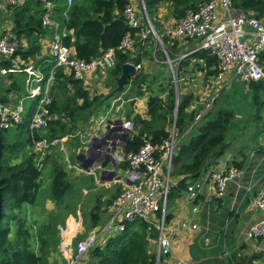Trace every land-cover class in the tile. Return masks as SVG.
<instances>
[{
    "label": "trees",
    "instance_id": "16d2710c",
    "mask_svg": "<svg viewBox=\"0 0 264 264\" xmlns=\"http://www.w3.org/2000/svg\"><path fill=\"white\" fill-rule=\"evenodd\" d=\"M49 1L54 4L53 19L68 32H73L72 35L63 37L64 44L74 48L77 57L81 60L90 62L110 49H117L127 35L136 38L135 58L130 52L116 53V66L110 71L114 80L121 75L123 65L132 63L137 66L144 58L148 57L149 52L152 54L156 51L155 54L159 55L161 61H166L160 45H157L156 50L153 47L147 49L148 40L154 39L153 35L150 34L147 40L142 42L141 38L137 36L140 29H132L125 21L124 11L130 0H75L71 6H68L65 0ZM211 1L144 0V4L148 16L156 28L159 27L157 15L163 4H170L172 17L180 21L189 13L199 11ZM230 2L236 10L244 11L257 19L264 20V0H230ZM9 9L12 12L13 32L19 40L25 39L28 46L21 45L12 59L0 60V80L4 77L1 74L2 70H14L12 62L14 59L20 57L29 61L40 56L42 47L39 40L47 36L49 32L42 26L45 7L40 1L30 0L22 7H9ZM145 26L146 24L144 28ZM161 38L170 60L177 68L178 80L184 76L182 75L183 72H186L184 69L189 65L191 59H204L207 67H218L217 59L203 50L178 59L179 46L177 42L172 43L166 36H161ZM261 59L264 61V52L261 54ZM43 61H40L39 68L43 65ZM52 67L51 60L50 64L47 62V65L41 66V69L46 76H49ZM14 73L16 72H8L6 75L9 86L0 83V101L6 104L10 102L11 95L16 94L18 97L22 95V85L15 80ZM218 73L219 70L216 69L210 76ZM146 81V76L137 77L125 100L142 97V84ZM155 82L156 79L152 80L151 84ZM114 85L113 90L116 88ZM249 86L252 94L251 108L255 109L252 119L255 122H260L262 120L260 113L264 109V81L254 82ZM52 93L54 101L51 111L59 114L65 113L70 118V123L63 124L55 121L45 132L39 131L32 135L29 125L38 104V101H33L31 109L26 113L23 125L14 129L15 140L12 143L7 142L8 131L0 130L3 143L6 146L0 160V179L2 180L0 188V264H60L51 263L47 253L52 234L55 237L57 233L59 237V225L54 227L49 224L39 227L38 239L41 242V248L39 252H36L32 245L33 236L27 222L18 219L17 212L25 205L36 204L43 186V166L48 161H52L50 191L58 206L64 204L65 198L73 190V185L69 180L66 167L58 157L47 156L42 167H38L33 152H29L27 157H23V154L33 148L34 138L37 141L42 139L53 141L68 135H77L80 131L83 132L84 128L90 126L91 120L105 107L108 100L113 97L110 93L91 96L84 90L81 81L74 79L73 76H67L62 69L56 70ZM166 94V97L155 95L149 99V121L142 120L140 117L135 118L138 133L128 140L126 150L128 153L138 152L145 141L158 147L170 139L174 128L180 138L190 133L186 140L179 141L175 153L171 177L183 176L184 178L177 185H172L169 207V203L174 198H179L181 193L186 190L189 180H198L217 166L229 147L226 141L235 113L225 106L220 107L219 110L210 109L199 123L194 124L198 112L190 109L194 97L179 94L177 106L175 88L170 87ZM176 110L177 117L175 118ZM130 116L129 111L127 118ZM100 208L99 206L95 208L91 215L94 227L99 224L97 211ZM168 220L167 215L166 222ZM12 222H17L18 225L14 238L10 236ZM159 236L160 233L155 226L144 221L128 224L126 231L110 239L105 248L97 247L92 250L88 264H157V252L152 246V241H157ZM58 244H60V237L57 242L55 241V247ZM61 264H65V261H62Z\"/></svg>",
    "mask_w": 264,
    "mask_h": 264
},
{
    "label": "built area",
    "instance_id": "2783aa9c",
    "mask_svg": "<svg viewBox=\"0 0 264 264\" xmlns=\"http://www.w3.org/2000/svg\"><path fill=\"white\" fill-rule=\"evenodd\" d=\"M30 0H0V8L22 7ZM44 4L42 15L44 29L53 31L50 39V55L53 67L49 76H43V72L34 71L28 67L27 91L28 99H38L36 110L30 120L31 134L45 132L52 122L61 121L65 124L70 118L65 113H54L51 105L54 101L52 87L55 81V73L63 69L74 79L85 82L88 74L109 72L116 66V53L129 52L134 49L136 40L127 35L117 49H110L100 57L86 62L77 57L74 48L64 44L61 33V25L53 19L54 4L49 0H37ZM68 6L75 0H65ZM124 19L132 29H140L138 33L141 41H145L151 34L161 42L160 35L155 31L145 5L136 7L130 2L125 11ZM146 24L145 28L144 25ZM165 35L174 39L199 41L198 50L209 52L210 56L217 59L221 74L233 73L234 79L242 81L245 85L264 81V65L260 55L264 52V20L240 10H236L230 0H212L197 12L189 13L176 24L168 27ZM22 40L8 28L0 35V60L12 59L17 53ZM185 57V56H184ZM183 57V58H184ZM136 71L142 69V65L135 66ZM218 95L208 102L202 111L196 114L194 124L202 119L203 115L212 107ZM27 109L23 101L14 105L0 101V130L9 131L23 125ZM133 122L124 124L126 130L131 131ZM170 139L160 146H154L149 141L138 152L126 154V162L129 169L139 174V179L131 186H127L123 192L115 198L110 210L106 213L103 224L85 231L83 218L78 211L69 217L64 224L58 226L60 244L58 254L65 264H83L97 247L105 248L107 242L113 237L124 233L127 225L136 221H144L160 233L158 241L157 264L161 257L171 253L169 238L166 236L165 223L169 196L172 188L170 172L173 169V161L178 146L175 129ZM32 152L38 167H42L48 151L62 143L64 138L49 141L33 139ZM68 170H74L78 174L88 176L95 175L92 170H86L82 165H73L67 159ZM166 167V170H165ZM241 177V171L236 167L214 169L207 179L215 186L216 196L222 198L226 186ZM255 206L261 214V220L254 223L246 232L247 240H259L264 243V188L255 198ZM192 229H197L193 226ZM180 264H190L181 261ZM258 264V263H254Z\"/></svg>",
    "mask_w": 264,
    "mask_h": 264
},
{
    "label": "crops",
    "instance_id": "0c3cea01",
    "mask_svg": "<svg viewBox=\"0 0 264 264\" xmlns=\"http://www.w3.org/2000/svg\"><path fill=\"white\" fill-rule=\"evenodd\" d=\"M130 2H132L136 7L137 6L142 7V3L144 4V0H130ZM0 12H1L0 35H1L8 28L13 29V22H12V12L10 11L9 7L7 8L4 6L3 8L0 9ZM163 16L168 17L167 19H170V21L168 20V22L164 23ZM157 18H158L157 22L159 23V27L161 31H162V24L164 25V27L166 25L167 26L169 25L168 27H170L178 22L172 17L170 4L168 3L163 4L161 6ZM7 19L8 22H6ZM168 27H166V29ZM47 31H49L48 35L39 40V43L42 47L41 55L38 56L36 59H30L32 60L30 61V63L37 65V63L35 62L40 63V61L42 60H44L43 61L44 66L47 65V62L48 64L51 63L49 41L52 38L53 31H51L50 29H48ZM165 31L162 32L161 36H166ZM156 32L159 34L158 31ZM61 33L64 36H66V35H72L73 32H68L65 28L61 27ZM137 36L139 35L137 34ZM168 38L169 40H171L172 43L177 42L179 46L178 54L187 53L185 52L186 50H188L186 48L187 46L190 47V49H192L190 55L198 51H201L198 50L200 45H196V42L199 43V41L195 42L193 40H180L171 37ZM22 41H23L22 45L27 47L28 46L27 41H24L23 39ZM158 43L160 45V48H162L165 51V45L163 41L158 42L155 39V37L154 39L148 40L147 49L153 47L154 44L153 48L156 50ZM129 52L133 55V58L136 57L135 47ZM155 52L156 51H154L152 54H150L149 52L147 58L151 59V56L156 55ZM188 55L189 54H184L185 57H187ZM183 57L180 59H183ZM166 58L168 60V63L170 64L171 63L170 58L169 57ZM260 60L262 65H264V61H262L261 55H260ZM12 62L14 63L13 69H15L16 61L13 60ZM139 64L142 65L143 61ZM191 64H193V67H191ZM41 66L40 68L39 66L37 68L40 71H42ZM185 68L186 69L184 70L186 72L185 73L183 72L182 75L184 76L181 77L180 79L181 81L185 79L187 74H191L192 78H196L197 75L196 79H198L199 76V79H202L203 83H206V87L208 89L204 93H198V94L197 92H192V91L189 93H184L182 90L181 93H177L178 100H179V94L189 95V96L192 95L194 97V101L190 109L198 111L196 114L202 111L205 105L208 102H210L214 97H216V95H218L217 99L212 105L213 107L214 104L218 102L220 95L225 92L224 90L228 86L229 88L226 91L229 90L231 92L239 90L241 86L243 87V92H245V98H247L248 102H246L245 105H242L241 110H236V108L232 104L225 105V107L234 111L235 118L232 122V125L230 127V132L228 134L229 143H227L226 141L229 147L226 153L224 154V156L219 160L217 166L214 167V169H223L224 167L225 168L239 167L238 169L241 171V177L237 180L230 182L226 186L222 198H218L216 196L215 186L213 185L212 181H210V179L206 180L207 176L210 173H212L214 169L212 171L209 170L207 173L202 175V177L199 178L198 180L195 181L189 180L187 182V188L185 191L181 193V196L179 198H174L169 203V207L167 211L169 220L165 223V230H166L165 234L169 238L171 253L162 256L161 264H180L181 261H188L190 264H254V263L264 264V243H261L259 240H247V238L245 237V234L248 231V229L254 223L260 221L262 218L260 212L257 210L255 206V198L257 193L264 188V138L259 139L257 143L259 144V146L258 148H256L257 150L254 149L255 146L236 147L237 139L244 135L242 130L245 127L246 113L248 114L249 112H251L252 114V108H251L252 94L249 89L250 86L245 85L242 81L238 79H234L232 72H229L227 74H221L219 71L217 75L210 76V74L213 71H215L216 69L219 70V68L207 67L206 61L204 59H198V58L191 59L189 65ZM141 71L142 69L139 72L136 71L135 69V72L131 75L130 83L126 85L124 88L125 91L127 90L126 92L130 91V88L134 80L137 77L142 76L140 75ZM8 72H17V71L2 70L1 74L6 76ZM26 73L27 76L26 77L24 76L22 80L20 77L16 75L17 73H14L15 80L22 85L21 87L22 94L24 92H27L26 94H24L26 95V97L21 96L22 97L21 98L18 97L16 94L11 95L9 98L10 102L7 104L14 105L20 101L24 102L25 98L28 99L29 93L27 91L26 85L28 82L29 74L27 71ZM64 73L67 76H71L69 73L65 71ZM110 74H111L110 71L105 73H97L93 75L88 74L87 80L85 82L82 81L84 90L89 92L91 96L97 95L91 93L90 87H92L93 85L94 87L96 85L101 86V84H103V86L106 88L107 86L106 79L108 77H109L108 80L111 79V83H113V85L115 83L114 86L116 87L117 85L116 80L120 76L114 80L112 74L111 75ZM43 76L47 77L45 73L43 74ZM145 76L147 77V80L150 79L149 75H145ZM1 79H3V77ZM6 80L7 78H4L3 80H0V83L8 85L9 82ZM110 84L108 85V87H111ZM142 85H143L142 97L132 98V100H128V101L124 100L121 105H117L115 104V102L112 103L111 101L113 98H110L106 103L105 107L99 113L101 114V116L99 114L97 115L100 116L98 118L100 121L98 122V120L96 121L94 118L90 122L89 127H91V129L88 127L89 128L88 133L85 132L88 128H86V130L84 129L85 131L83 130L84 132L83 135L81 132L78 133L82 138H86V139L84 141H81L79 139L80 136L78 137L77 135L78 137L77 148L78 147L79 148L77 150L78 155L76 156H78V159H81L82 161L81 165L84 164L85 160H89L94 164L98 161H101L98 168H96L95 170L88 169L94 171L95 175H91V176L85 174H80V175H84L93 179L94 186L96 188L94 190L100 188L106 190V191L102 190L104 196L101 199H99L98 197L99 195H97V202L99 207H101L100 205H102L101 202L103 201L104 204L108 205L106 212L110 210V207L113 201L115 200V198H117L127 186H131L133 183H136L137 180L140 178L138 173H135L129 169L125 159H126V154L128 153L126 150L127 142L128 140L132 139L134 135L138 133V125L135 123V118L140 117L142 120H146V121L150 120L148 101L152 96L156 95L153 94L151 89H146L145 87L146 82L143 83ZM114 90L110 92V95L115 96ZM124 90L122 93H124ZM241 95L243 96V94ZM52 96L54 99L53 93ZM14 97L18 99L16 102H13ZM37 100L38 99L30 100L31 104L28 105L27 107L25 106L27 112L29 109H31L33 101H37ZM124 105H125V112L122 111V107H124ZM212 107L210 109H213ZM245 109H247L248 112L245 113L244 111ZM129 111L131 116L130 118H127V114ZM105 112L106 114H104ZM253 112H255V109H253ZM260 117L262 118V120L260 122H256L257 125L259 126H261V124L264 122V109L261 110ZM117 121L123 122L122 128H124V124L127 122H133L134 127L131 129V131L128 130L127 132H121L119 130V125L115 124ZM95 124L96 126H94ZM237 125H240V127H237ZM108 126H110L111 139L103 142V138L107 133ZM234 128L235 129L238 128V134L236 138L231 136V133L233 132ZM126 134L128 135L127 138L124 136ZM189 134H185L181 138L179 137V141L186 140L189 137ZM75 136L76 135H68L63 137L64 138V141L62 142L63 145L68 141H70V139L75 138ZM93 141L95 142L97 141L95 144V148L97 147V149L95 151V155L89 156L91 149H93V147H91ZM230 149L231 151L228 152ZM51 150L52 149L48 151L46 157L52 154ZM100 154H102V156H100ZM104 164L105 166L103 167ZM171 173L172 171L170 172V181L172 184L177 185V183L184 178L183 176L171 177ZM82 191L84 192V196L88 195L87 190L82 188ZM193 226H197V229H192ZM239 234H240V238L238 236ZM158 241L159 239L157 241H152V246L155 248V251L158 250V244H157Z\"/></svg>",
    "mask_w": 264,
    "mask_h": 264
},
{
    "label": "rangeland",
    "instance_id": "374dc122",
    "mask_svg": "<svg viewBox=\"0 0 264 264\" xmlns=\"http://www.w3.org/2000/svg\"><path fill=\"white\" fill-rule=\"evenodd\" d=\"M164 17V23L168 22V20L170 21V19H167L168 17L163 16ZM6 22H8V19L6 20ZM5 22V23H6ZM161 22V20H160ZM169 26V25H168ZM167 25L164 27V25L162 24V31L160 29V27H156L153 26L156 31L159 32V34H162V32H164L166 30V27H168ZM161 36V35H160ZM22 40V39H21ZM24 41H26L25 39H23ZM196 42V41H195ZM187 43V42H184ZM159 45V43H158ZM196 45H200L198 42H196ZM154 47V44H153ZM188 50H186L185 52L187 53H181L178 54V59L182 58L184 56V54H191V50L190 47H186ZM161 52L164 53L165 58L169 57L166 48L165 51L161 48ZM16 61V67H15V71H17L16 75L18 77L21 78V80L24 78V76H27L26 73V68L28 67H32L34 71H38V62L36 64L30 63V61H25L23 59H21L20 57H18V59H14ZM29 62V63H27ZM165 63V64H164ZM24 64V65H22ZM26 65V66H25ZM191 67H193V64H191ZM42 70V69H41ZM190 71V70H188ZM178 71L177 68L175 67V64L171 61V63H168V60L166 58V61H161V58L159 57V55H155V56H151L150 58H145L143 60V64H142V71L140 73V75H142L141 77L145 76V75H149V80L146 81V89H151V91L153 92V94L155 95H163V96H167L166 91L170 90V87L175 88L177 93H181V90L184 93H189V92H197L198 93H204L205 91H207V87H206V83H203L202 79H198L197 75L196 78H192L191 74H187L185 79L183 81L178 80ZM111 75V74H110ZM199 75V73H198ZM6 78V76L3 77V79ZM1 79V80H3ZM109 77L106 79V88L103 86V84H101V86L96 85L94 87V85L91 88V93L97 94V95H108L113 88V83H111V79L108 80ZM156 79V83L151 85V81ZM105 82V81H104ZM111 83V84H110ZM111 85V87H108V85ZM94 87V88H93ZM103 87V88H101ZM229 88V86L224 90L225 92L222 93L220 95V98L218 99V102H216L214 104V106L212 107L215 110H219L220 107H223L225 105H230L232 104L236 110H241L242 105H245L246 102H248L247 98H245V92H243V87L241 86L239 88V90H236L234 92L231 91H226ZM246 90V89H245ZM244 90V91H245ZM125 91V90H124ZM210 92V90H209ZM239 92V93H238ZM27 92H24L21 96L22 97H26ZM93 94V95H94ZM128 92L126 93H119L115 96H113L112 98V103L115 102V104L117 105H121L123 103V101L126 99ZM212 94V93H211ZM210 94V95H211ZM243 94V96L241 95ZM232 95V96H231ZM237 96V97H236ZM21 97V98H22ZM19 98V99H21ZM13 100V98H12ZM18 99L16 97H14L13 102H16ZM201 103V102H200ZM24 104L27 107L28 105L31 104V101L28 100L27 98L24 99ZM122 111L125 112V105L124 107H122ZM245 113L248 112L247 109L244 110ZM107 112V111H106ZM106 112L104 114H106ZM254 114L253 110H252V114L251 112H249L248 114L246 113L245 116V127L242 130L244 135L240 138L237 139L236 141V147L237 146H242V147H253L255 146L254 149L258 148L259 144L258 141L260 138H264V130L262 129V124L259 127L257 125V123L251 118V116ZM101 116V114H99ZM100 116H96L95 120L98 122L100 121L98 118ZM96 126V124L94 125ZM237 127H240V125H237ZM91 129V127H89ZM89 128L86 130V128H84L85 132H89ZM174 131V130H173ZM81 132V131H80ZM15 131L14 129L11 130L10 132H7V142L8 143H12L15 139ZM82 135L84 132H81ZM238 134V128L233 130V132L231 133V136H233L234 138H236ZM78 137L80 136V134H77ZM77 135L75 136V138L70 139V141H68L67 143H65L63 145V143H59L58 145L54 146L51 150L52 154H50L49 156H53V157H58L59 161L64 165V167H66V170L69 174V180L71 181L72 185H73V190L67 195V197L65 198V202L63 205L58 206L56 204V202L53 200V197L51 195V191H50V186H51V179H52V165L51 162L52 161H48L46 163V165L43 166V188L40 191L38 200L36 202L35 205H25L20 211L17 212V216L18 219H21L23 221L27 222V226L30 229L32 236H33V240H32V245L33 248L36 252L40 251L41 248V242L38 239L39 236V227L42 226H46L49 224L54 225V227H57L58 225L62 224V222H64V220H66L67 218H69L71 215H75L78 213V211H80V213L82 214V218L84 221L83 224V228L85 231H88L89 229H91L93 226V222L91 221V215L92 212L95 208H97L98 202H97V195H99V199H101L104 194L102 192V190H104L103 188L96 189L94 186V181L93 179H91L90 177L84 176V175H80L78 173H76L74 170H68V163H67V159L70 160V162L73 165H81V162L78 160V153H77V145H78V137ZM77 139V140H76ZM79 139L81 141H84L86 138H82L81 136L79 137ZM177 140L179 141V137H177ZM229 140V136L227 139V143ZM235 147V146H234ZM257 150V149H256ZM83 151V150H82ZM231 149L228 151L230 152ZM29 152H32V149L27 150L24 153V156H28ZM228 154V153H227ZM166 170V167H165ZM82 188L88 191V195L84 196V192L82 191ZM106 191V190H104ZM105 193V192H104ZM103 194V195H102ZM86 195V194H85ZM102 205L100 210L97 211V213H99V224H97V226L103 224V221L105 219V213H107V208L108 205L104 204V201L101 202ZM95 212V211H94ZM102 217V219H101ZM90 219V220H89ZM17 222H12L10 224V236L11 238H14L17 232ZM241 234V233H240ZM240 234L238 235L240 238ZM52 240L51 243L48 244L47 247V253H48V260L51 263H62V259L60 257V255L58 254V247L59 244L55 247V241L57 242L59 237L58 234L56 233V236L54 237V235L52 234L51 236ZM90 255V254H89ZM90 256L88 257V259L83 263V264H88L90 261Z\"/></svg>",
    "mask_w": 264,
    "mask_h": 264
},
{
    "label": "water",
    "instance_id": "95a60500",
    "mask_svg": "<svg viewBox=\"0 0 264 264\" xmlns=\"http://www.w3.org/2000/svg\"><path fill=\"white\" fill-rule=\"evenodd\" d=\"M121 75L119 78H117L116 80V89L114 90V94H119V93H122L125 86L128 85L130 83V80H131V75L135 72V66L131 63H127L125 65L122 66L121 68ZM178 103H179V100H178V95H177V106H178ZM177 117V110H176V114H175V118ZM110 123V122H109ZM115 124L119 125V130L121 132H127L128 130L122 128L123 126V122L122 121H117ZM110 125V124H109ZM262 129H264V122L262 123ZM111 131H110V126H108L107 128V133L105 134V137L103 138V142L106 141V140H109L111 139ZM126 138L128 137V135H124ZM99 141V140H98ZM97 142V141H96ZM95 141L92 142L91 144V147H93V149H91V152L89 153L91 155H95V151L97 149V147L95 148V144H96ZM5 145L3 143V140H2V137H1V134H0V160L2 158V155H3V151L5 149ZM95 148V149H94ZM93 150V151H92ZM100 156H102V154H100ZM80 162L81 159H78ZM88 161V162H87ZM101 161H98L96 162L95 164L89 160H85L84 161V164L82 165L84 169L88 170V169H92V170H95L96 168H98L99 164H100ZM94 164V165H93ZM105 166V164L103 165V167ZM0 172H1V168H0ZM1 185H2V180L0 179V188H1ZM0 203H1V192H0Z\"/></svg>",
    "mask_w": 264,
    "mask_h": 264
}]
</instances>
